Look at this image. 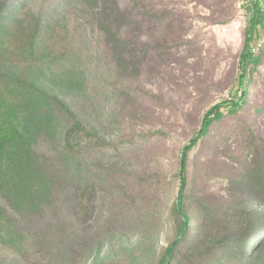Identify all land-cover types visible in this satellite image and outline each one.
I'll return each instance as SVG.
<instances>
[{
    "label": "rangeland",
    "instance_id": "374dc122",
    "mask_svg": "<svg viewBox=\"0 0 264 264\" xmlns=\"http://www.w3.org/2000/svg\"><path fill=\"white\" fill-rule=\"evenodd\" d=\"M140 1L160 15L152 20L145 14L127 27L134 70L116 73L107 60L101 62L99 37L90 30L29 67L40 91L61 100L104 142L120 145L121 153L75 155V180L89 176L96 192L78 218L62 210L54 219L46 216L30 225L0 194V264H156L172 239L169 210L179 187L177 161L204 114L238 96L239 58L252 0ZM140 1L118 3L136 12ZM258 35L250 43L261 58L247 105L239 117L216 124L188 156L187 204L228 209L230 234L251 209L243 189L230 186L228 179L234 169L250 163L242 155L245 124L264 139V37L261 31ZM111 84L118 87L115 93ZM256 108L259 112H252ZM60 121L69 119L59 115L56 123ZM159 130L164 135L147 144L128 142ZM50 141L46 135L36 139L30 152L52 156ZM258 145L264 156V140Z\"/></svg>",
    "mask_w": 264,
    "mask_h": 264
},
{
    "label": "trees",
    "instance_id": "16d2710c",
    "mask_svg": "<svg viewBox=\"0 0 264 264\" xmlns=\"http://www.w3.org/2000/svg\"><path fill=\"white\" fill-rule=\"evenodd\" d=\"M253 2L239 58L238 96L212 106L204 114L177 161L175 179L179 187L169 210L174 234L156 264H264V156L258 145L264 139L249 123L244 126L247 146L242 155L249 157L250 163L242 170L234 169L228 178L230 186L243 189L246 205L251 207L245 221L235 224L230 234L226 231L228 209L223 212L204 203L194 207L187 204L189 153L208 138L216 124L239 117L250 96L252 73L261 58L250 43L259 38V31L264 37V2L256 0L254 10ZM140 4L134 12L121 7L118 0H0V194L26 223L33 225L46 216L54 219L62 210L78 218L79 213L91 207L96 192L89 176L75 180L76 172L71 168L75 155L94 150L102 157L121 153L120 145L104 142L61 100L40 91L30 77L29 67L80 32L90 30L99 37L104 55L99 58L101 62L107 60L116 73L127 67L134 70V56L128 60L127 49L133 43L126 36L127 27L138 17L145 18V14L152 20L160 15L157 10H148L143 2ZM111 88L113 93L118 90L114 84ZM252 112L258 113L259 109ZM59 115L69 122L56 123ZM44 135L52 140V156L30 152L29 144ZM163 135L159 130L128 142L144 145ZM129 199L132 201L134 196L131 194Z\"/></svg>",
    "mask_w": 264,
    "mask_h": 264
},
{
    "label": "water",
    "instance_id": "95a60500",
    "mask_svg": "<svg viewBox=\"0 0 264 264\" xmlns=\"http://www.w3.org/2000/svg\"><path fill=\"white\" fill-rule=\"evenodd\" d=\"M255 4H256V0H254V2H253V10H254V8H255ZM186 147H187V146H186ZM186 147L183 149L182 154H181V157H182V155H183V153H184Z\"/></svg>",
    "mask_w": 264,
    "mask_h": 264
}]
</instances>
